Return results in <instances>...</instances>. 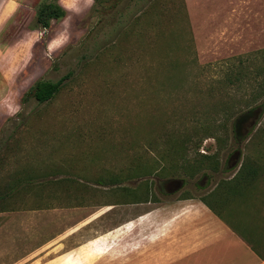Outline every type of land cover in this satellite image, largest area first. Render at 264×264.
<instances>
[{
  "label": "rangeland",
  "instance_id": "obj_1",
  "mask_svg": "<svg viewBox=\"0 0 264 264\" xmlns=\"http://www.w3.org/2000/svg\"><path fill=\"white\" fill-rule=\"evenodd\" d=\"M17 1L0 45L10 86L0 102V208L208 194L244 157L264 166V107L250 102L264 79V0H80L79 13L60 0ZM46 2L65 15L42 28L35 17ZM65 30L70 40L55 46ZM66 74L51 100L24 99L36 80ZM209 118L228 130L225 144L221 127L219 140L198 139L195 121ZM214 152L217 171L185 174L182 156ZM161 187L176 189L162 196ZM257 193L251 226L261 231L264 172Z\"/></svg>",
  "mask_w": 264,
  "mask_h": 264
},
{
  "label": "crops",
  "instance_id": "obj_2",
  "mask_svg": "<svg viewBox=\"0 0 264 264\" xmlns=\"http://www.w3.org/2000/svg\"><path fill=\"white\" fill-rule=\"evenodd\" d=\"M18 5L0 0V45ZM8 65L0 64V102L10 91L2 74ZM6 116L0 106V123ZM215 187L208 194L146 195L69 210L0 208V264H264L244 237L242 225L250 227L251 218L239 211L240 198L223 203ZM174 189L157 190L163 196ZM123 207L132 214L115 220Z\"/></svg>",
  "mask_w": 264,
  "mask_h": 264
},
{
  "label": "trees",
  "instance_id": "obj_3",
  "mask_svg": "<svg viewBox=\"0 0 264 264\" xmlns=\"http://www.w3.org/2000/svg\"><path fill=\"white\" fill-rule=\"evenodd\" d=\"M64 15L65 10L59 4L55 2H46L38 7L35 19L36 23L40 27L47 28L50 26L53 19L61 18ZM232 74L233 72L228 74V82L230 84H233L238 79H241V71L234 76V79L231 78ZM68 77L69 74L61 76L57 80L43 78L38 79L29 87L23 97L25 100H27V98H34L38 103L47 102L51 100L62 88V85ZM257 83V90L253 93L254 96L250 102H256L259 100L261 102L257 104L256 107H264V79ZM195 124L203 131L202 135L198 137L200 141L208 137L219 140V135L215 132V130L219 129V127H221L219 130L223 131L225 129L223 133L225 137L221 139L222 143L225 144L226 137L228 136V130L226 128L223 129L222 126L216 124V119H198L195 121ZM223 127H225V124ZM233 131H235L234 126ZM181 159L182 163H184V168L186 169L185 174L187 173L189 175L204 171V168H209L214 172L220 168L218 159L215 157V152L213 154H200L198 158H194L192 160L184 156H182ZM262 172H264V166L260 163V159L246 156L239 164L235 174L229 179L224 178L219 180L212 192L217 191L220 194V197L218 196V198L222 200L223 203H230L231 198H240L241 206L239 211L241 214H244L247 219H252V217H254L253 214H260V203L256 204L255 200L259 199L257 196L259 193H257V191ZM202 199L208 206H210L207 198L203 197ZM247 221L252 222L251 220ZM242 229L245 233L244 237L250 243L251 248L264 259L262 250L259 251L260 247L258 248L259 245H264V228L261 229V231H257L254 226L249 227L247 223H244V226L242 225Z\"/></svg>",
  "mask_w": 264,
  "mask_h": 264
},
{
  "label": "clouds",
  "instance_id": "obj_4",
  "mask_svg": "<svg viewBox=\"0 0 264 264\" xmlns=\"http://www.w3.org/2000/svg\"><path fill=\"white\" fill-rule=\"evenodd\" d=\"M62 6L67 9H70L73 12L79 13L82 11L80 5V0H60ZM95 0H83L84 7H91L94 5ZM70 40V34L67 30L61 33L56 40L53 42L55 46L59 47L60 45L66 44ZM16 111H19L17 109ZM14 114V113H10Z\"/></svg>",
  "mask_w": 264,
  "mask_h": 264
},
{
  "label": "flooded vegetation",
  "instance_id": "obj_5",
  "mask_svg": "<svg viewBox=\"0 0 264 264\" xmlns=\"http://www.w3.org/2000/svg\"><path fill=\"white\" fill-rule=\"evenodd\" d=\"M169 194V193H168Z\"/></svg>",
  "mask_w": 264,
  "mask_h": 264
}]
</instances>
